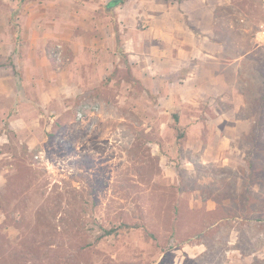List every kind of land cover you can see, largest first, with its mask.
Instances as JSON below:
<instances>
[{
	"label": "rangeland",
	"instance_id": "rangeland-1",
	"mask_svg": "<svg viewBox=\"0 0 264 264\" xmlns=\"http://www.w3.org/2000/svg\"><path fill=\"white\" fill-rule=\"evenodd\" d=\"M105 1L0 0L55 73L0 125V264L24 244L39 264H264V0L222 4L204 42L167 24L159 48L148 6Z\"/></svg>",
	"mask_w": 264,
	"mask_h": 264
},
{
	"label": "crops",
	"instance_id": "crops-1",
	"mask_svg": "<svg viewBox=\"0 0 264 264\" xmlns=\"http://www.w3.org/2000/svg\"><path fill=\"white\" fill-rule=\"evenodd\" d=\"M107 1L104 2V6ZM136 1H139V9L141 7L143 9L145 5L148 6L146 8V11H148V23H153L154 25L155 23L163 24V30H156L153 27L154 25L149 26L147 30L149 34L147 38L149 40L147 41L148 45L155 43L158 48L159 43H156L159 40L158 38L171 36L170 31L165 28L167 24H173V26L169 27H173V30L177 33L186 32L191 34L192 39L197 40V43L199 38L202 39V42H204V39L214 38L215 12L221 6H226L222 4L230 3L229 0H163V3L167 1L170 7L178 6L180 1L189 6V8L185 7V9L180 7L179 15L172 16L168 10H161L158 7V3H161V0ZM149 8L155 10L151 11ZM143 12H145V9H143ZM135 19H137V22H141L143 18L142 15L137 14ZM29 32L33 36L31 42L35 43L36 38L34 36L38 33L37 28L34 26L30 27L27 34ZM14 36L12 31H10L6 15L0 11V125L5 122L4 120H8L9 129H14L20 121H26L23 114L24 108L29 110L36 108V101L28 96L29 93L31 95L40 94L43 92L41 87L45 83L44 80L49 78L53 80L55 78L53 66L48 59L45 60L44 53L33 45L18 48V45L14 43ZM132 38L134 39L135 36H132ZM145 43L146 41L139 42L138 45L146 46ZM213 43L216 44V42ZM200 44L197 46L199 53L209 55L208 50L204 49ZM135 47L133 45V48ZM47 84L48 87L54 88L52 82H47ZM3 133H5L4 130L0 134V139H2Z\"/></svg>",
	"mask_w": 264,
	"mask_h": 264
},
{
	"label": "trees",
	"instance_id": "trees-1",
	"mask_svg": "<svg viewBox=\"0 0 264 264\" xmlns=\"http://www.w3.org/2000/svg\"><path fill=\"white\" fill-rule=\"evenodd\" d=\"M124 0H108L105 4V8L109 11L116 8L118 5L122 4ZM258 221H262L260 218H256ZM127 225V224H123ZM118 228H109L104 230L105 235H111L116 233ZM34 243V241H33ZM42 250L40 245L34 244H24L17 247L12 248V256L17 259L16 264H30L34 261V264H39L42 259V256L39 254ZM3 255L0 253V257ZM41 264V263H40Z\"/></svg>",
	"mask_w": 264,
	"mask_h": 264
}]
</instances>
